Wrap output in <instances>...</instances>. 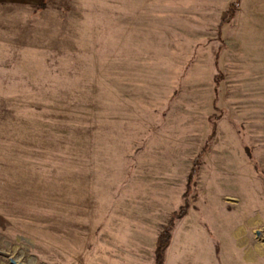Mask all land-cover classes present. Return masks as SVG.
I'll use <instances>...</instances> for the list:
<instances>
[{"label": "rangeland", "instance_id": "1", "mask_svg": "<svg viewBox=\"0 0 264 264\" xmlns=\"http://www.w3.org/2000/svg\"><path fill=\"white\" fill-rule=\"evenodd\" d=\"M182 205L163 264H264V0L0 6V264H153Z\"/></svg>", "mask_w": 264, "mask_h": 264}, {"label": "trees", "instance_id": "2", "mask_svg": "<svg viewBox=\"0 0 264 264\" xmlns=\"http://www.w3.org/2000/svg\"><path fill=\"white\" fill-rule=\"evenodd\" d=\"M44 4H45V1H42L38 5V7L43 8ZM236 7H237L236 5L232 4V8H230V10H228L227 12V19H230V20L232 19L235 13ZM204 155H205V147H203L193 159L192 167L190 168L188 177H187L186 188L189 186V183L194 177V175H196L200 160L204 157ZM185 196L186 195L184 193L183 194V199L185 201V205L183 204L184 206H186ZM183 205L182 207H180L179 212H177L178 214L173 213L168 218L166 225L164 226V228H162V230L158 234L156 238V242H155L154 251H153V264H163L164 263L165 251L170 244L171 234H172L174 225L176 221L181 220L186 214V212L183 209L184 208Z\"/></svg>", "mask_w": 264, "mask_h": 264}, {"label": "crops", "instance_id": "3", "mask_svg": "<svg viewBox=\"0 0 264 264\" xmlns=\"http://www.w3.org/2000/svg\"><path fill=\"white\" fill-rule=\"evenodd\" d=\"M45 0H0V6H24L35 7Z\"/></svg>", "mask_w": 264, "mask_h": 264}]
</instances>
